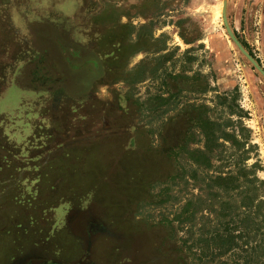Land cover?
I'll use <instances>...</instances> for the list:
<instances>
[{
    "label": "rangeland",
    "instance_id": "374dc122",
    "mask_svg": "<svg viewBox=\"0 0 264 264\" xmlns=\"http://www.w3.org/2000/svg\"><path fill=\"white\" fill-rule=\"evenodd\" d=\"M201 119L230 134L206 157ZM263 243L264 0H0V264H259Z\"/></svg>",
    "mask_w": 264,
    "mask_h": 264
},
{
    "label": "trees",
    "instance_id": "16d2710c",
    "mask_svg": "<svg viewBox=\"0 0 264 264\" xmlns=\"http://www.w3.org/2000/svg\"><path fill=\"white\" fill-rule=\"evenodd\" d=\"M34 62V59L32 57V60ZM41 85V84H40ZM60 85V84H59ZM42 87V86H41ZM52 89V87H49L45 90H50ZM200 127H202V135L204 136V149H197L196 152H198L199 157H206L209 154V151H211L210 149V145L214 144L217 142V140L219 139H224V140H228L229 138V133L228 132H224L222 131L221 134H216L215 129L213 128L215 123L207 120V119H201L200 122ZM228 138V139H227ZM234 138V136H233ZM197 155V156H198ZM191 158L192 160H194L195 163L200 164V160L197 158ZM207 163H209L207 161ZM236 176L232 175V174H226L225 176L222 175H215V176H210L209 180L212 183V185L217 186L218 189L215 190L216 192H225L226 190H231V191H235L239 185L234 184V181L236 180ZM248 183H253V180H247ZM223 184V185H222ZM220 237L219 239H221V245H226L225 246V250H223V252L225 251H230L231 249H233V237L229 235L227 238L223 236H218ZM222 246H219V248ZM259 249L261 254L264 255V243L263 244H258L257 246L253 247V249ZM244 264H249L248 259H244ZM259 264H264V261H261Z\"/></svg>",
    "mask_w": 264,
    "mask_h": 264
},
{
    "label": "water",
    "instance_id": "95a60500",
    "mask_svg": "<svg viewBox=\"0 0 264 264\" xmlns=\"http://www.w3.org/2000/svg\"><path fill=\"white\" fill-rule=\"evenodd\" d=\"M231 35V34H230ZM233 38V37H232ZM234 39V38H233ZM234 41L236 42V44L238 45V46H240L239 44H238V42L234 39Z\"/></svg>",
    "mask_w": 264,
    "mask_h": 264
}]
</instances>
